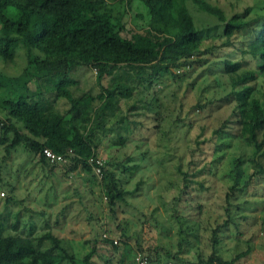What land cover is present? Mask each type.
Wrapping results in <instances>:
<instances>
[{"label": "rangeland", "instance_id": "1", "mask_svg": "<svg viewBox=\"0 0 264 264\" xmlns=\"http://www.w3.org/2000/svg\"><path fill=\"white\" fill-rule=\"evenodd\" d=\"M204 1L219 7L231 23L234 16L247 21L264 15V0ZM186 2L195 24L202 29L201 47H210L211 51L195 57L190 65L165 71L159 88L154 85V89L145 92L137 90L134 98L122 99L120 110L109 117L107 131L96 135L100 139L97 157L115 172L119 185L129 191L125 201L110 210L99 183L90 175L66 174L61 165L43 166L21 147L3 158L0 146V223L4 233H14L10 225L17 213L21 233L36 235L50 229L61 239L60 246L77 260L94 248L91 264L136 261L142 254L136 243L141 244L145 253V249L157 245L179 251L182 258L191 261L199 254L211 253L230 259L249 249L236 264L264 263V176L247 180L252 165L251 146L245 136H237V124L231 115L234 102L226 100L230 86L221 72L223 59L241 60L238 48L245 47L253 38L257 22L236 30L232 44H225V21L200 10L193 0ZM108 3L114 17L125 25L124 35L128 31L143 30L149 10L157 18L162 13L154 0H110ZM233 24L237 26L239 22L233 20ZM242 60L243 67L260 73L249 57ZM24 65L25 55L20 50L13 61L0 59V73L16 76ZM74 76L80 89L98 92L91 66H78ZM108 83L109 78L105 77L102 85ZM255 84L257 91L264 90V75H258ZM36 86L31 80L30 89ZM47 97L52 100L49 94ZM152 97H157V102L152 109H145L139 98L148 102ZM196 104L198 109L194 110ZM49 105L60 112L67 107L63 99ZM156 111L164 115L163 120L155 115ZM155 124L159 125L158 129ZM221 124L227 133L210 140L211 130ZM199 126L204 129L200 139L205 137L209 142L200 144L194 156L200 159L198 164L191 161L193 157L187 152V146L190 137H196ZM162 131L166 132L163 141ZM119 135L125 137L123 143L119 142ZM233 159H239L241 174L229 197L231 222L213 246L211 229L216 221L226 218L224 195L233 183L230 178ZM205 163L209 170L204 177L207 190L201 192L193 183L192 188L184 189L182 174L176 170L178 164L183 171H193ZM193 179L202 180L200 172ZM122 230L127 237L120 235ZM104 233L117 239V250L102 240L106 238ZM42 246L51 250L50 261L59 264L63 253L53 248L49 240L42 241Z\"/></svg>", "mask_w": 264, "mask_h": 264}, {"label": "trees", "instance_id": "2", "mask_svg": "<svg viewBox=\"0 0 264 264\" xmlns=\"http://www.w3.org/2000/svg\"><path fill=\"white\" fill-rule=\"evenodd\" d=\"M154 1L162 11L158 18L149 10L143 30H126L127 35H124L125 25L120 18L114 17L113 8L108 3L110 0H0V59L13 61L20 50L25 55V65L19 75L0 73V146L3 158L21 147L43 166L61 165L65 167L66 174L84 172L96 179L110 210L125 201L129 191L119 185L112 169L102 162L100 177L94 172L95 161L99 158L96 153L100 143L97 132L107 131L109 117L120 110L122 99L134 98L137 90L145 92L154 89V85L159 88L165 71L190 65L195 57L211 51L210 47H201L202 29L195 24L186 0ZM193 2L200 10L225 21V44H232L236 30L257 22L253 38L245 47L238 48L241 60L223 59L221 71L230 86L226 100L234 102L231 115L237 124V136H245L251 146L249 182L255 176H264V90L257 91L255 86L258 75H264V15L247 21L234 16L233 20L239 22L235 26L233 20L232 23L226 21L219 7L204 0ZM244 57L254 61L260 73L254 68L243 67ZM80 65H88L95 70L97 93L80 89L74 76V70ZM105 77L109 78V83L102 85ZM31 80L37 83L35 89L29 87ZM58 99L67 103L64 112L49 105ZM157 100V97H152L147 102L139 98L142 106L149 110ZM194 107V110L198 109L197 104ZM155 115L160 120L164 119L159 111ZM156 126L158 129L159 125ZM199 128L201 130H197L196 137H190L187 146V152L193 157L191 161L198 164L200 159L194 156L202 142H209L208 138L200 139L204 129ZM223 133L227 131L221 124L211 130L210 140ZM165 136L166 132L162 131V141ZM124 140L125 137L119 135V142ZM45 147L64 154L65 161L51 162L42 152ZM68 148L73 150L71 154L66 153ZM176 170L182 174L184 189L192 188L190 184L193 183L199 191L207 190L204 186V177L209 172L207 163L193 171H183L178 164ZM197 172H200L202 180L193 179ZM230 172L233 183L227 188L223 205L226 218L216 221L211 229L213 246L231 222L229 197L241 174L239 159L231 160ZM172 209L175 210V205ZM13 216L15 220L10 228L14 233H4L0 223V264H54L50 261L51 250L42 246L44 240L51 241L53 248L63 253L59 264H91L94 248L77 260L60 246L61 239L50 229L36 235L21 233L17 213ZM120 235L127 237L124 230ZM102 240L117 250L113 238ZM123 244L127 245V242L123 241ZM136 248L140 249V257L147 264H165L167 261L176 264H236L249 251L238 252L230 259L216 253L199 254L195 261H191L182 258L179 251L172 252L157 245L145 249L147 253L139 243H136ZM125 264L138 263L133 260Z\"/></svg>", "mask_w": 264, "mask_h": 264}, {"label": "built area", "instance_id": "3", "mask_svg": "<svg viewBox=\"0 0 264 264\" xmlns=\"http://www.w3.org/2000/svg\"><path fill=\"white\" fill-rule=\"evenodd\" d=\"M42 152L46 156V158L49 159L51 162H54V161L63 162V161H65L64 154L55 153L50 148L45 147V148H43ZM72 152H73V150L71 148H68L66 150L67 154H71ZM95 163H96V165L94 166V172L100 177V175H101L100 166L102 165V162L98 158V159H96ZM103 236L106 238H111V237L107 236L106 233H104ZM113 241H114V243H117V239L113 238ZM136 261L138 264H147L146 261L144 259H142L140 256L136 257ZM165 264H176V263L173 261H167Z\"/></svg>", "mask_w": 264, "mask_h": 264}]
</instances>
